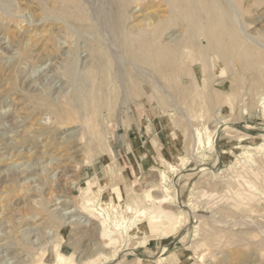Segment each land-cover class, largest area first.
<instances>
[{
  "label": "rangeland",
  "instance_id": "374dc122",
  "mask_svg": "<svg viewBox=\"0 0 264 264\" xmlns=\"http://www.w3.org/2000/svg\"><path fill=\"white\" fill-rule=\"evenodd\" d=\"M232 1L227 61L205 41L194 59L163 0H0V264H144L163 246L162 264H264V0Z\"/></svg>",
  "mask_w": 264,
  "mask_h": 264
},
{
  "label": "bare ground",
  "instance_id": "6f19581e",
  "mask_svg": "<svg viewBox=\"0 0 264 264\" xmlns=\"http://www.w3.org/2000/svg\"><path fill=\"white\" fill-rule=\"evenodd\" d=\"M163 1H165L167 3V6H169V7H167V8H169V11L167 12L168 16L175 19V20L178 19L179 21L182 22V24L184 26V31L186 34L184 41L186 42L188 39L193 38L194 48H192V49H194L195 52L192 54V57L194 59L199 60L201 57L203 58L204 57L203 51L206 50V48L208 46H212L213 48L217 49V51L219 53H221L222 59L230 61V59L232 57H235V54H237L236 53L237 49H221V48L225 47L226 41L223 38V36H225L224 35L225 33L229 34L227 36L229 40H235V41L241 42V37L239 36V33H237V30H236L237 26L235 23V19L233 18L232 14L230 13V10H229V8L231 9V7H232V5L230 3V2H233L232 0H163ZM9 2H8V4H9ZM4 5H1V7L7 8L8 6H10V5H8V6L7 5L4 6ZM163 14H165V13H163ZM245 37L248 40L250 39V41L252 40V37L250 35H246ZM170 41H173V42H170L171 44H166V45L159 44L158 48H157L156 55H157V62L159 63V65L161 67H164V68L170 67L171 69H174L175 68L174 65H177L176 62L180 61L179 54H180V50L182 48L181 45H182L183 39L179 37V38H177V40L171 39ZM203 41L206 42L207 47L203 46ZM145 42L147 43V40ZM148 42H150V40H148ZM254 42L256 45H259V47L260 46L264 47V43L257 42L255 40H254ZM148 48H150V47H148ZM151 48H153L152 45H151ZM150 50H152V49H150ZM249 50L252 51V49H249ZM138 52L139 53L141 52L142 55L146 54L145 50H143V49H141V50L138 49L137 55H139ZM133 55H135V53ZM151 57L152 56H150V58ZM200 62H203V61H200ZM187 64H189V63H187ZM135 69H137V71H139V72H142V74L145 77L149 78L150 81L156 85V79L154 78V75L150 71L140 69L136 65H135ZM176 69H177V67H176ZM207 77L210 78V75ZM260 86L261 87L264 86V82L257 84V87L259 89H260ZM211 89L210 90L208 89L207 97L209 98V100H211L213 102L215 100V96H217L214 94V92L216 93L217 90H216V88L214 90L213 89L211 90ZM223 125H225V123ZM207 138H209V136ZM208 143H210V141H208ZM258 148L263 150L264 143L260 144L258 146ZM249 156H251V155H249ZM198 167L201 170L206 169V167L202 163L201 164L198 163ZM161 173H164V172H161ZM87 202H89V200H87ZM85 208L87 209V207H85ZM89 209L93 210V208H89ZM140 213L145 215L146 212L143 209L140 211ZM160 217L161 216L157 215V214L156 215L149 214L148 217H146V221H147V224L149 225V227L152 228L153 224L155 222L162 221L161 219L159 220ZM165 251H166V247L163 246L162 251L158 255V257H157L158 259L156 261H148V259H145V258H142L141 261L144 264H162L164 256L166 255ZM178 253L181 256V264H184L187 260L186 250L180 249V250H178ZM55 254H56L55 255V262L57 264H72L71 263V257L69 255H65L60 250H57ZM113 255H106V258L113 256ZM199 256H201V255H199ZM146 257L151 258L150 256H146ZM200 259H202V258H200Z\"/></svg>",
  "mask_w": 264,
  "mask_h": 264
}]
</instances>
